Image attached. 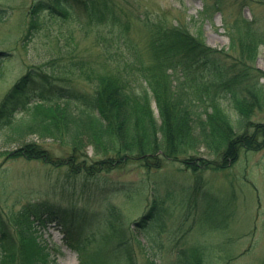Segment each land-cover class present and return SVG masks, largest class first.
<instances>
[{"label": "rangeland", "instance_id": "374dc122", "mask_svg": "<svg viewBox=\"0 0 264 264\" xmlns=\"http://www.w3.org/2000/svg\"><path fill=\"white\" fill-rule=\"evenodd\" d=\"M34 3L0 0L7 11L0 18V52L8 53L0 61V106L17 79L33 67L47 69L68 85L85 87L84 71L101 70L102 61L109 63L110 51L126 54L133 46L150 62V28L139 18L146 13L153 20L165 17L169 25L179 22L192 31L200 29L208 45L229 49L233 55H238L240 39L254 33L259 45L252 62L264 71V0H109L114 17L126 21L127 29L120 20H92L72 5L66 17L43 11L30 31ZM77 63L86 66L83 72ZM260 79L264 83V77ZM27 90L31 100L37 98L31 88ZM25 101L26 96L16 94L4 103L14 110ZM154 108L159 116L155 104ZM252 120L264 123V108ZM42 145L53 160L63 161L72 152L52 139ZM14 147L0 140V215L42 201L78 207L96 220V230L104 229L106 216L117 218L109 243L99 237L86 242L85 234L69 237L59 225L42 228L36 240L48 264H83L75 249L79 242H84L85 255L115 264L112 248L126 238L135 264H171L179 249L192 247L201 251L206 264H264V145L242 149L237 160L223 169L192 168L191 163L204 167L203 158H220L202 145L174 157L160 150L162 166L150 170L138 156H128L126 162L89 179L82 171L83 175L71 174L70 164L13 156ZM105 157L89 146V163L84 165ZM87 181L95 190H82ZM155 200L162 205V218L154 228L138 230Z\"/></svg>", "mask_w": 264, "mask_h": 264}, {"label": "trees", "instance_id": "16d2710c", "mask_svg": "<svg viewBox=\"0 0 264 264\" xmlns=\"http://www.w3.org/2000/svg\"><path fill=\"white\" fill-rule=\"evenodd\" d=\"M108 2L35 0L29 30L35 28L34 22L43 11L66 17L72 5L92 20H120L117 22L127 29V22L114 17ZM6 12L0 7V18ZM139 18L150 28V62L132 46L126 54L110 51L109 63L102 61L101 70L93 67L84 71L85 87L68 85L42 67H33L17 79L0 106V140L7 146L15 144L13 156L70 164L71 174L82 171L89 179L126 162L128 156H138L150 170L162 166L160 150L166 157H174L202 145L220 158H203L204 167L191 163L192 168L223 169L237 160L242 149L256 150L264 145V123L252 120L255 112L264 108L260 79L264 71L252 62L258 54L259 38L248 32L239 41L238 55H233L229 49L208 45L200 29L192 31L179 22L169 25L162 16L153 20L149 13ZM234 45L232 41V49ZM7 54L0 52V61ZM77 68L83 72L86 66L77 63ZM28 88L37 98L30 99ZM16 94L26 96V101L15 107L17 110H8L4 102ZM30 136L36 139H28ZM46 139L70 147V157L51 159L42 145ZM89 146L106 157L84 165ZM94 188L88 181L82 183L83 191ZM161 206L155 200L137 229L145 232L154 228L162 218ZM105 223L103 230H96V220L76 206L29 202L0 215V264H48L36 234L50 225L67 229L69 237L85 234L86 242L99 237L109 243L117 218L106 216ZM127 240L112 248L115 264H135ZM83 248L84 242L75 245L83 264H105L85 255ZM203 259L198 248L179 249L171 264H206Z\"/></svg>", "mask_w": 264, "mask_h": 264}]
</instances>
